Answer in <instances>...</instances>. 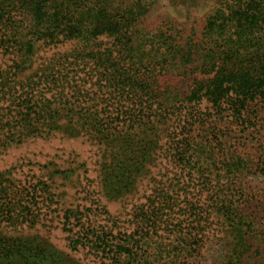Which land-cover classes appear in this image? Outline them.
Here are the masks:
<instances>
[{
    "label": "trees",
    "instance_id": "16d2710c",
    "mask_svg": "<svg viewBox=\"0 0 264 264\" xmlns=\"http://www.w3.org/2000/svg\"><path fill=\"white\" fill-rule=\"evenodd\" d=\"M158 1L0 0V47L21 57L18 70L32 67L38 45L75 43L88 51L86 65H92L96 76L93 95L84 87L86 83L50 67L42 70L37 82L29 80L25 86L17 87L6 77L0 83V101L9 95L18 107L17 117L7 126L14 124V132L31 126L29 131L36 136L83 135L97 141L105 149L104 188L112 189L116 197L132 194L147 174L160 148V126L167 122H173L170 129L185 131L182 138L178 133L166 136L174 151L173 161L183 167L182 177L199 174L211 182L213 176L248 175L255 167L241 156H222L225 150L220 143L214 148L212 141L197 144L192 122L196 119L193 110L204 103L219 117L228 111L238 122L246 115L250 123L254 113L258 116L264 111V0H221L201 28L189 29L183 24L178 28L174 20H167L166 28L150 29L146 23ZM169 1L187 7L197 0ZM180 79L191 80L185 92L174 85H181ZM42 84L55 92L53 98L40 93ZM26 88L29 90L23 93ZM65 93H73L78 100H64ZM255 165L254 173L264 174V162ZM57 173L68 179L74 170ZM181 183L179 179L175 186L164 182L151 194L155 201L150 207L138 208L136 233H117L113 226L88 224L72 243L89 247L116 264H154L144 236L150 235V229L156 231L159 225L166 227L176 221L179 231L189 235L200 250L199 233L194 235L190 227L183 226L188 218L187 214L181 218L183 201L175 191ZM225 190L227 199L232 189L228 186ZM15 191L13 183L4 184L0 179V219L11 226L30 223L34 227L32 206H25ZM43 191V195L50 194L46 188ZM230 202L219 206L233 236L228 264H264V222L257 224L255 216ZM21 241H0V259L19 257L17 264H68L53 246ZM29 250L30 256H26ZM190 250L185 239L174 253L186 258ZM162 253L159 248L158 255Z\"/></svg>",
    "mask_w": 264,
    "mask_h": 264
},
{
    "label": "rangeland",
    "instance_id": "374dc122",
    "mask_svg": "<svg viewBox=\"0 0 264 264\" xmlns=\"http://www.w3.org/2000/svg\"><path fill=\"white\" fill-rule=\"evenodd\" d=\"M220 1L197 0L184 7L169 0H159L146 25L150 29L163 28V25L166 28L165 21L170 20L173 23L174 20L178 28L181 24L189 29L201 28L204 18L219 6ZM87 53L82 45L75 43L38 45L32 67L20 71L16 66L21 57L0 47V83L7 77L17 87L19 84L25 86L29 80L37 82L42 70L50 67L55 72L63 70L64 73H69V77L80 84L86 83L84 87L90 89L93 95L96 88L92 86L96 76L92 72L93 67L90 69L92 65H86L89 60ZM180 80L181 85H174L179 87L177 90L180 92H185L191 80ZM171 88L173 89L172 86ZM39 89L43 96L53 98L55 92H49L43 84ZM28 90L26 88L23 93ZM20 92L23 94L22 90ZM65 95L66 101L78 100L72 97L73 93ZM11 97L7 95L6 100L0 101V179L4 184L13 183L25 206H32L35 225L32 227L30 223H24L11 226L0 219L1 242L3 239H17L27 245L26 243L37 240L44 248L50 245L62 252L61 257L68 264H116L89 247H75L71 240H76L77 233L83 227L87 228L88 224L113 226L117 233H136L138 220L135 216L138 208L150 207L155 201L151 194L160 189L164 182L175 186L177 179L183 182L175 187V191H179L178 200L183 201L180 205L181 218L184 219L185 214L188 218L183 226L190 227L194 235L199 233L200 250L187 237L189 235L179 231L180 226H175L176 221L166 227L162 224L156 231L150 229L149 236H144L149 243L147 253L154 254V264H179L180 261L181 264H228L233 236L226 219L220 214L223 210L219 209L227 201L230 204V200H233L235 206L255 216L257 224L264 222V174L254 173L257 171L255 164L264 162V111L258 116L254 113L248 123L246 115L238 122L228 111L219 117L205 103L193 110L196 118L192 122L193 139L196 143L208 145L212 141V148L220 143L225 155L216 148L219 155L241 156L251 164L250 167L255 166L251 167L250 174L226 178L213 176L211 182H206L199 174L182 177L183 167L173 161L174 151L166 136L178 133L182 138L185 131L183 128L170 129L173 122H167L160 126V148L147 174L139 180L132 194L124 196L122 193L116 197L112 189L109 191L104 188V146L83 135L76 138L61 134L47 137L43 133L36 136L30 133L31 126H24L25 129L21 132H14L11 129L14 124L7 126L8 122L13 123L12 120L18 113V107L12 103ZM86 99L90 101L89 98ZM70 170H74V174L68 179L57 173H71ZM215 185H219L218 188L214 189ZM228 186L232 189V195L226 199L223 193H226L225 188ZM44 188L50 192L49 195H43ZM213 193L217 194L216 197H213ZM149 199L152 201L148 202ZM147 229L145 227L144 231L147 232ZM185 239L189 242L190 253L186 258L181 255L177 258L174 251ZM159 248H163L162 255H158ZM25 254L30 256V250ZM18 261L19 257L1 258L0 264H17Z\"/></svg>",
    "mask_w": 264,
    "mask_h": 264
}]
</instances>
